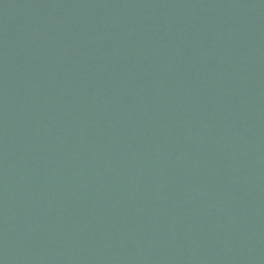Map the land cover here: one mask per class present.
Instances as JSON below:
<instances>
[{
	"label": "water",
	"instance_id": "95a60500",
	"mask_svg": "<svg viewBox=\"0 0 264 264\" xmlns=\"http://www.w3.org/2000/svg\"><path fill=\"white\" fill-rule=\"evenodd\" d=\"M0 264H264V0H0Z\"/></svg>",
	"mask_w": 264,
	"mask_h": 264
}]
</instances>
